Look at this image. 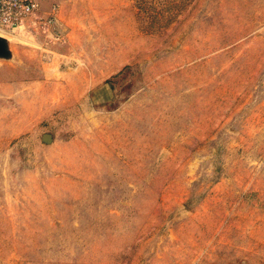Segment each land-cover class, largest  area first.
<instances>
[{"label":"rangeland","instance_id":"1","mask_svg":"<svg viewBox=\"0 0 264 264\" xmlns=\"http://www.w3.org/2000/svg\"><path fill=\"white\" fill-rule=\"evenodd\" d=\"M38 2L0 29V264H264V0Z\"/></svg>","mask_w":264,"mask_h":264},{"label":"built area","instance_id":"2","mask_svg":"<svg viewBox=\"0 0 264 264\" xmlns=\"http://www.w3.org/2000/svg\"><path fill=\"white\" fill-rule=\"evenodd\" d=\"M42 17L38 0H0V28L4 30L33 26L36 21L40 23ZM54 20V14L51 13L44 23L51 24Z\"/></svg>","mask_w":264,"mask_h":264},{"label":"water","instance_id":"3","mask_svg":"<svg viewBox=\"0 0 264 264\" xmlns=\"http://www.w3.org/2000/svg\"><path fill=\"white\" fill-rule=\"evenodd\" d=\"M9 55V50L7 47V40L0 37V57H7Z\"/></svg>","mask_w":264,"mask_h":264},{"label":"bare ground","instance_id":"4","mask_svg":"<svg viewBox=\"0 0 264 264\" xmlns=\"http://www.w3.org/2000/svg\"><path fill=\"white\" fill-rule=\"evenodd\" d=\"M0 29H2V28H0ZM2 30H4V29H2ZM5 31H7V30H5ZM7 32H9V33H14L13 31H7Z\"/></svg>","mask_w":264,"mask_h":264}]
</instances>
